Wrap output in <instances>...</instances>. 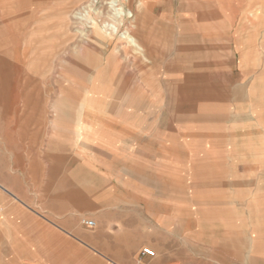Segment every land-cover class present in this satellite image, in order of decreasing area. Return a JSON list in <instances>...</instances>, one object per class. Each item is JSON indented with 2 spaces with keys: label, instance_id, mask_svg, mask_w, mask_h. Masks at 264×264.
<instances>
[{
  "label": "rangeland",
  "instance_id": "1",
  "mask_svg": "<svg viewBox=\"0 0 264 264\" xmlns=\"http://www.w3.org/2000/svg\"><path fill=\"white\" fill-rule=\"evenodd\" d=\"M110 1L0 0V161L29 109L127 110L130 129L115 132L128 145L149 142L157 112L159 162L124 148L100 164L118 193L100 201L138 232L142 254L159 250L138 260L264 264V0H121L138 19L120 29L143 49L91 28L112 22Z\"/></svg>",
  "mask_w": 264,
  "mask_h": 264
},
{
  "label": "crops",
  "instance_id": "2",
  "mask_svg": "<svg viewBox=\"0 0 264 264\" xmlns=\"http://www.w3.org/2000/svg\"><path fill=\"white\" fill-rule=\"evenodd\" d=\"M144 36H150V46L154 41L149 47L157 60V33ZM118 84L126 94L127 81ZM125 113L115 108L26 110L10 162L0 161V264H147L137 258L141 236L123 229L122 215L110 212L114 202L100 201L118 195L117 177L100 168L103 159L108 164L124 148H142L155 163L163 156L157 112L146 114L149 142L132 140L130 145L115 132L130 129L119 125ZM84 149L96 157L88 161ZM83 219L95 225L89 227ZM165 257L171 261L167 264L173 263V254ZM160 261L156 256L153 264Z\"/></svg>",
  "mask_w": 264,
  "mask_h": 264
},
{
  "label": "bare ground",
  "instance_id": "3",
  "mask_svg": "<svg viewBox=\"0 0 264 264\" xmlns=\"http://www.w3.org/2000/svg\"><path fill=\"white\" fill-rule=\"evenodd\" d=\"M91 6L92 3L89 4L90 8ZM108 7L113 11V17H111L112 22H105L104 24H99L93 19L94 22L93 25H90L91 28L96 30L97 32L104 33L103 37L106 40H111L110 37L113 34H119L123 39H126L127 42L132 44L131 46L143 49V46L140 43L137 34L133 33L129 29L123 32L120 29V25H123V22L127 18H134L135 21H137L138 16L136 14V8L133 5H131L130 8H126L125 6H123L121 0H111ZM89 9H85V13L89 14Z\"/></svg>",
  "mask_w": 264,
  "mask_h": 264
},
{
  "label": "built area",
  "instance_id": "4",
  "mask_svg": "<svg viewBox=\"0 0 264 264\" xmlns=\"http://www.w3.org/2000/svg\"><path fill=\"white\" fill-rule=\"evenodd\" d=\"M83 223L89 227H93L95 225L93 220L83 219ZM143 254L154 256L155 252L150 248H143Z\"/></svg>",
  "mask_w": 264,
  "mask_h": 264
}]
</instances>
